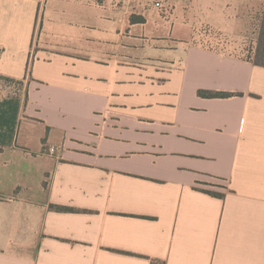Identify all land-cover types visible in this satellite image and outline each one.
<instances>
[{"label":"crops","instance_id":"0c3cea01","mask_svg":"<svg viewBox=\"0 0 264 264\" xmlns=\"http://www.w3.org/2000/svg\"><path fill=\"white\" fill-rule=\"evenodd\" d=\"M263 9L0 0V75L29 89L0 149V264H264V67L193 44L198 19L232 37Z\"/></svg>","mask_w":264,"mask_h":264},{"label":"rangeland","instance_id":"374dc122","mask_svg":"<svg viewBox=\"0 0 264 264\" xmlns=\"http://www.w3.org/2000/svg\"><path fill=\"white\" fill-rule=\"evenodd\" d=\"M263 11H255L253 14L246 15L245 17L243 16V27L241 28L240 33L237 36L232 37L225 35L222 31H219L198 19V27L193 44L227 55L247 56L248 52L257 45ZM26 85L27 83L25 82V86ZM25 86L22 88L18 85L5 83L0 80V100L17 94V96L22 97L24 103L27 90ZM28 121L29 119L21 112L20 125L28 123ZM22 130L26 133L29 129L25 126ZM19 131H21V126ZM201 188L206 190H216L212 187L201 186Z\"/></svg>","mask_w":264,"mask_h":264},{"label":"trees","instance_id":"16d2710c","mask_svg":"<svg viewBox=\"0 0 264 264\" xmlns=\"http://www.w3.org/2000/svg\"><path fill=\"white\" fill-rule=\"evenodd\" d=\"M145 21L142 17L132 16L131 22L133 24L141 23ZM234 56L243 61L249 62L254 66L264 67V11L261 19L260 32L258 37V42L255 48L251 49L247 56L241 55H230ZM0 80L5 83L18 85L19 87L25 86V80H16L13 78L5 77L0 75ZM25 100L17 94L7 97L6 99L0 100V149L12 148L15 145L17 134L20 125V115L23 111V108L28 102V86L26 85ZM199 96L203 98H221L227 99L234 96H242V94H234L227 92H212V91H200ZM205 193L212 195L217 198H225L224 194L215 193L212 191L204 190ZM61 211H73L69 208H57Z\"/></svg>","mask_w":264,"mask_h":264},{"label":"built area","instance_id":"2783aa9c","mask_svg":"<svg viewBox=\"0 0 264 264\" xmlns=\"http://www.w3.org/2000/svg\"><path fill=\"white\" fill-rule=\"evenodd\" d=\"M155 7L158 8V10L161 12L163 16H168L171 12V9L166 1H158L155 3ZM51 153H55L56 149L51 148L50 149Z\"/></svg>","mask_w":264,"mask_h":264}]
</instances>
